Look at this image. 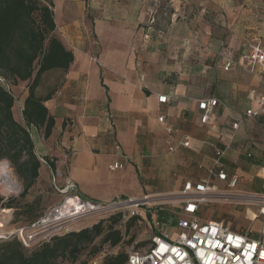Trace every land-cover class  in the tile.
<instances>
[{
    "label": "crops",
    "instance_id": "0c3cea01",
    "mask_svg": "<svg viewBox=\"0 0 264 264\" xmlns=\"http://www.w3.org/2000/svg\"><path fill=\"white\" fill-rule=\"evenodd\" d=\"M51 1L54 34L74 60L66 72L52 70L43 75L44 89L45 77L59 73L60 80L44 103L54 118L51 135L44 139L41 129L28 128L40 163L34 185L46 182L55 172L62 189L71 184L73 193L82 198L109 204L177 194L202 181L214 185L213 179L224 184L213 174L223 170L238 178L240 191L262 190L258 172L264 170V108L259 99L264 96V83L258 70L250 73L237 64L248 52L247 35L241 43L233 38L219 54L222 44L214 39L225 30L204 21L206 9L222 12L230 21L241 20L246 15L242 16L238 1L170 0L175 8L172 17H178L179 9L187 17L182 32L175 31L174 23L166 33L147 26L161 0ZM253 2L254 11L259 14L260 10L264 18L262 2ZM196 18L200 20L197 33ZM179 33L186 39L179 38ZM198 33L214 35L207 46L218 56L188 39ZM227 60L233 66L226 71ZM159 96H166V103L160 104ZM26 97L13 107L14 119L24 127ZM210 99L218 103L210 121L202 124L198 103ZM247 110L259 113L247 117ZM161 115L172 128L170 134L158 122ZM185 137L187 148L180 146ZM168 142L176 146L173 152L168 151ZM216 151L223 152L219 167ZM52 154L58 161L49 164ZM114 163L122 167L110 170ZM255 181L256 185L247 187V182ZM180 208L169 232L172 237L177 220L183 217ZM201 212L200 208L202 221L212 220L204 219Z\"/></svg>",
    "mask_w": 264,
    "mask_h": 264
},
{
    "label": "trees",
    "instance_id": "16d2710c",
    "mask_svg": "<svg viewBox=\"0 0 264 264\" xmlns=\"http://www.w3.org/2000/svg\"><path fill=\"white\" fill-rule=\"evenodd\" d=\"M53 8L51 0H0V161H8L19 176L29 180L20 198H24L36 182L40 166L28 128L41 129L47 139L54 127V118L48 114L44 103L55 90L38 95L37 89L42 85L45 73L52 70L66 72L74 60L72 52L54 34ZM25 82L24 127L14 119L16 98L9 86L16 87ZM29 207L32 206H26ZM137 219L131 218L128 229ZM101 221L91 228L54 236L48 242L30 248L22 246L16 238L0 240V264L73 262L100 236L103 244L116 247L122 241L120 232L112 226L105 231ZM97 251L95 248L93 253ZM96 259L81 264H95ZM127 259L128 254L121 252L106 257L102 264H126Z\"/></svg>",
    "mask_w": 264,
    "mask_h": 264
},
{
    "label": "rangeland",
    "instance_id": "374dc122",
    "mask_svg": "<svg viewBox=\"0 0 264 264\" xmlns=\"http://www.w3.org/2000/svg\"><path fill=\"white\" fill-rule=\"evenodd\" d=\"M234 1V0H233ZM238 5L241 6V14L244 16L241 20L236 17L231 21L226 17L222 12L210 11L206 9L204 21L208 22L212 28L217 27L218 29H224L225 32L222 34H217V39L215 38V43L218 40L222 44L218 49V53L222 54L227 47V44L233 39L237 38V41L241 43L243 38H246L247 50L249 45L253 43L254 40L261 41L264 45V24H263V14L259 10V14L254 11L253 0H236ZM262 2V10L264 8V0ZM174 7L170 0H161L160 4L157 6L156 10L153 11L150 16L147 26L151 27L154 31H166L174 24L177 25L175 31L182 32L181 27L186 20V15L182 14V10H178V17H172L174 13ZM253 13L256 17H251ZM183 22V23H182ZM196 27V33L200 27V20L196 18V21L193 24ZM226 27H222V26ZM148 27H144V29ZM228 28V30L226 29ZM258 32L260 36H258ZM175 36V35H174ZM187 36L181 35L179 33V38L186 39ZM214 35H211V38ZM210 36L204 35L203 33H198V36L195 35L189 40H193L195 43H202V48L206 49L207 52L218 56V53L209 50L207 44L209 45L212 42L208 40ZM206 39V41L204 40ZM204 40V42H203ZM236 65V63H235ZM237 66V65H236ZM246 70L245 68H243ZM247 71V70H246ZM249 72V71H247ZM60 75L57 73L52 78H46V87L44 89V76L42 78V85L37 91L38 93H43V91H49L55 86L58 85ZM221 85V82H220ZM224 91L227 92V87H223ZM9 90L13 93L16 98V105L19 107L24 96L27 95L26 82L19 83L16 87L9 86ZM224 95V93H223ZM49 164H54L55 161H58L55 155H50L48 158ZM52 160L53 162H49ZM10 171L12 173L13 179L20 185V190L17 193H7L0 190V218L3 219L4 227L2 232L4 233L3 237L0 240L9 239L8 235L13 234L14 230L24 227L27 224H30L43 216L50 208L62 203L64 196L60 194L62 189V180L58 177L59 174L53 172V176H50L49 180L46 182H41L38 185H33L29 190L27 195L24 198H20L28 179H23L19 176L14 169L10 166ZM63 174V170L61 171ZM258 173L263 175V170H260ZM64 175V174H63ZM37 182V181H36ZM35 182V183H36ZM214 185L217 186L216 191L218 194H214L212 197H217V195L229 192L225 184H219L213 179ZM254 183L247 182V187L251 185H256ZM239 190V187L237 188ZM240 191V190H239ZM185 190L177 194L165 195V196H147L149 201L140 202L137 207L130 208H111L100 211L97 214L90 215L87 218L76 220L66 226V231L62 234H67L70 232H78L82 229L91 228L93 225L97 224L99 221L103 222V227L106 230L112 226L113 230L120 232L122 236V241L116 247H110L108 244L102 243V236L95 239L92 245L84 248L80 255L77 257L76 261H59L57 264H81L83 262H88L90 260L96 259L95 264H102L103 259L109 256L116 255L118 253L128 254L131 250H143L145 249L151 237L159 232L163 228L164 232L169 233L172 231V224L175 222L178 217V206H181V202L186 197L184 194ZM259 192V191H258ZM8 196L6 199L5 196ZM142 199V198H141ZM140 200V199H139ZM117 201V200H116ZM127 201V200H126ZM7 204L9 207H7ZM27 205L32 207L26 208ZM112 207V206H111ZM162 209V210H160ZM202 216L204 219H212L217 221H222L224 224L228 225L232 230L247 232L252 230L256 232L260 225L257 221L252 220L251 213L255 209L251 206L241 205L238 200H228L217 198L213 201L205 203L201 206ZM5 212V213H4ZM3 213V214H1ZM150 215V217H148ZM163 215V216H162ZM159 216L161 218H159ZM137 217L130 228L128 229V224L131 218ZM158 223V225H156ZM4 238V239H3ZM12 239V238H10ZM98 249L97 253L94 254V249ZM93 258V259H92Z\"/></svg>",
    "mask_w": 264,
    "mask_h": 264
},
{
    "label": "built area",
    "instance_id": "2783aa9c",
    "mask_svg": "<svg viewBox=\"0 0 264 264\" xmlns=\"http://www.w3.org/2000/svg\"><path fill=\"white\" fill-rule=\"evenodd\" d=\"M237 64L250 73L258 70L264 83V49L259 41L254 40L249 45L247 54L242 56ZM232 66L233 62L227 60L224 70L227 71ZM158 102L166 103V96H159ZM217 103V100L214 99L201 100L198 103L202 124L210 121L211 113ZM259 103L261 108H264V96H261ZM258 113L259 111L247 110L246 116L255 117ZM158 122L165 127L168 134L172 132V128L166 123L164 116H159ZM238 125L239 122L233 124V129H237ZM180 146L189 147L187 137L181 140ZM175 149L176 146L168 142V151L173 152ZM222 155V151L215 152L217 167H219ZM1 164L9 167L6 161L0 162ZM121 167V164L114 163L109 166V169L114 171ZM213 174L225 184L229 192L212 197L218 193H216V187L208 181L198 182L192 188L185 190L186 197L181 202L180 208L183 217L176 222L174 237L166 232L155 233L145 249L131 250L128 253L126 264H264V170L260 192L237 190L238 178L236 176L229 177L223 170H217ZM1 186L0 181V190ZM73 189L71 184H67L59 191L64 196L62 203L50 208L34 222L14 230L13 234H9L8 237L16 238L22 246L30 248L48 242L54 236L62 235L66 231V226L76 220L87 218L113 207L119 208L127 203L136 202L137 207L147 198L145 196L140 200H117L109 204H100L82 198L73 193ZM4 196L6 199L8 198V196ZM211 198H220L225 201L238 200L241 205L253 207L255 211L251 213L252 220L259 223V229L256 232L252 230L242 232L232 230L222 221H202L199 217L200 208L203 204L210 202Z\"/></svg>",
    "mask_w": 264,
    "mask_h": 264
},
{
    "label": "bare ground",
    "instance_id": "6f19581e",
    "mask_svg": "<svg viewBox=\"0 0 264 264\" xmlns=\"http://www.w3.org/2000/svg\"><path fill=\"white\" fill-rule=\"evenodd\" d=\"M0 181L2 183L1 190L3 192L17 193L20 190V185L13 179L12 173H11L9 167H7V166H5L3 164L0 165ZM214 199H217V198H211V201L214 200ZM147 201H149L148 198H146L144 200V202H147ZM245 204H248V203H245ZM135 206H136V202H133V203L124 204L121 207H124V208L127 209V208L135 207ZM1 214H3V213H1ZM3 227H4L3 219L0 218V238H2L3 235H4V233L1 230V229H3Z\"/></svg>",
    "mask_w": 264,
    "mask_h": 264
}]
</instances>
